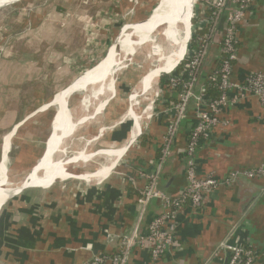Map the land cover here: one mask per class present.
<instances>
[{
  "label": "crops",
  "instance_id": "1",
  "mask_svg": "<svg viewBox=\"0 0 264 264\" xmlns=\"http://www.w3.org/2000/svg\"><path fill=\"white\" fill-rule=\"evenodd\" d=\"M33 3L35 0H22L12 8L23 13ZM132 3L133 0H123V16L129 14H126L129 8L133 9ZM144 3L142 0L140 5ZM108 9L114 10L110 7ZM141 9L135 11L137 17ZM49 20L34 23V26L24 22V25L28 24L23 31L31 29L37 32V36L23 39L18 36L15 50V36L19 32L14 33L15 27L11 23L6 26L12 32L7 39L13 47L11 49L9 45L3 58L8 59V62L14 61L9 68L19 69V65L26 74L14 84L4 83V88L0 90V135L5 136L22 121L27 110H35L44 101H49L46 100L47 93L53 95L61 91L79 73L80 60L77 63L75 58L82 56V52L89 48L86 37L80 30L76 31L73 25L75 22L63 27L57 21L58 18ZM225 20L226 14L217 26L213 43L201 68L202 80L207 79L217 66ZM96 26L98 30H95V36L102 30V25ZM111 31L108 27L102 34V44L110 43ZM71 40L78 43L69 46ZM63 42L66 47L61 45ZM74 60L75 64L72 63ZM252 74H264V0H256L241 23L239 55L234 64L232 80L244 83ZM29 86H38L37 91L31 94L33 98L30 95L25 99L23 96L19 100L14 98L16 94L28 92L23 90ZM36 94H40V97H35ZM230 97L238 99V102L223 112L221 119L225 124L215 128L196 151V169L200 178L209 175L225 178L234 170L254 169L264 162V109L253 95L247 94L241 98L233 91ZM29 99L33 101L29 102ZM114 101L108 105L106 112H110ZM124 104L120 103L122 116L126 112ZM168 108H159L160 116L151 126L150 137L155 142L152 149L148 150V145L141 146L139 142L137 148L133 149V146L127 153L123 167L117 166L118 171H112L103 181H58L47 189H30L11 199L0 212V264H84L94 254L113 252L118 237L127 233L135 222V190L146 185V180L138 178L137 186L133 187L123 175L129 173L137 176L138 171L151 172L155 169V149L161 147L162 136L167 130L168 122L163 117L170 115ZM111 121L113 119H103L102 122L108 124ZM187 121L179 128L172 146V156L167 162L168 166L164 167L163 178L159 183V189L172 197L179 196L188 186L184 155L189 134L196 123L195 109L188 113ZM86 123L79 126L67 142V145L69 142L71 145L68 148L72 147L73 141H76L75 136ZM109 131L102 140L103 146H124L131 126L126 121ZM23 133L24 130L20 132ZM8 173L10 176L9 169ZM263 184L264 179L260 177L240 178L231 187L222 186L209 193L203 208H193L186 204L178 212L179 228L171 252L153 261L147 249L137 248L133 250L128 264H227L228 253H220L218 257H213V253L229 234L233 245L247 246L256 253V264H264ZM161 209V202L153 201L149 207L147 223Z\"/></svg>",
  "mask_w": 264,
  "mask_h": 264
},
{
  "label": "built area",
  "instance_id": "2",
  "mask_svg": "<svg viewBox=\"0 0 264 264\" xmlns=\"http://www.w3.org/2000/svg\"><path fill=\"white\" fill-rule=\"evenodd\" d=\"M255 2L256 0H199L197 2L193 10L192 22L194 18L200 20L196 26L192 24L191 39L187 51L176 68L170 73L163 74L169 77L168 89L165 90L161 85L160 87L157 85L158 91L155 97L158 110L153 115L154 102H151V113L146 118L149 120L154 116L151 119L152 122H148L147 125L142 122L143 136L147 133L149 135L152 124L160 116L159 108L165 106L168 101L167 93L178 90L177 104L167 109L170 112V122L162 136L161 158L151 172L138 171L137 176H131L129 173L123 175L133 187L137 186L138 178L146 180V185L137 198L135 222L127 233L118 237V243L113 252L94 254L84 264H128L133 250L137 248L147 249L151 259L158 261L171 252L174 246L175 236L179 228L178 212L180 208L186 204H190L193 208H203L209 193L222 186L231 187L240 178L254 179L260 177L264 179V162L254 169L234 170L225 178H218L213 175L200 178L195 162V154L201 142L208 139L215 128L225 124L221 119L223 112L238 102V99L230 97L231 92H237L241 98L247 94L257 97L264 109V74H252L244 83H237L232 80L234 64L239 55L240 26ZM230 6L231 10L228 11ZM195 9H198V14L195 13ZM224 14H226V25L220 42L221 53L218 59L220 64L208 76V80L220 91V96L215 100L206 101L205 87L199 85L198 75L213 43L217 26ZM196 29H205L206 34L199 37L197 46L192 48L190 44ZM184 62L187 63L185 69L181 72L177 71ZM198 85L200 88L196 91ZM192 100L196 102V123L189 134L185 148V153L188 156L186 166L188 186L179 196L172 197L159 189L160 176L167 157L172 152V146L181 122L186 117L187 107ZM117 126L118 124L111 129ZM262 190L264 191V184ZM156 200L161 202L162 212L143 226L149 207ZM220 253L229 254L227 264H256L258 260L256 253L247 246L233 245L230 234L222 239L214 251L213 257H218Z\"/></svg>",
  "mask_w": 264,
  "mask_h": 264
},
{
  "label": "rangeland",
  "instance_id": "3",
  "mask_svg": "<svg viewBox=\"0 0 264 264\" xmlns=\"http://www.w3.org/2000/svg\"><path fill=\"white\" fill-rule=\"evenodd\" d=\"M144 1L146 3L140 5V2H142V0L141 1L133 0L134 3L132 4L134 5V7L133 9L129 8L127 10L126 14L129 13L127 16L122 15L123 0H35V3H33L25 11H23V13H19V11H16L14 10V8H12L18 5L19 3L16 5H11L3 9H0V28H4V30L0 31V90L4 88L5 86L4 83L14 84L15 81H18L21 76H24V74H26L23 72L22 68H20L19 65H18L19 69L17 67L9 68L11 64L14 63V61L12 62L11 60L10 62H8L9 61L8 59L3 58L5 52H7V48H9V45H11V49L13 47L9 39H7L8 35L12 33L10 29H6L8 23H11V25L15 27L14 30L15 34L19 32V34L15 36L17 41V42L14 41L15 44L13 49L15 50L16 47L18 46V40H19L18 36H21L22 39L23 37L33 38V36H37L36 35L37 32L31 31V29L28 31H23V28H25L26 24L28 23H31L34 26V23H42L44 22V20L47 19L48 20L50 19L49 21H54V18L55 20H57L58 18L57 21L64 27L65 25H69V23L71 24L75 22V24H73L74 28L76 29L77 32H79L80 30V33H82L84 37H86L89 48L87 49L86 52L84 51L82 52L81 54L82 56H78L75 58L77 59V63L80 60L81 68L78 70L79 73H77L71 79V81H69L68 85H66V87H68L78 76L83 74L86 70L93 68L97 63H99L103 58H105L109 48L116 41L120 31L122 30L125 24H129V23L133 24L147 19L159 0H144ZM135 3L137 5H135ZM196 4L194 6H196ZM108 7L114 8V10L113 11L109 10ZM138 8L140 9L142 8L141 9L142 11H139L141 13H138V17H137L136 16L137 13H135V11L138 10ZM123 17H125V19ZM24 22H28V23L24 25ZM99 24L102 25L100 26L102 30L95 36L96 33L95 30H98V27L96 25ZM108 27L112 29V31L110 32L111 41L109 44L108 42L107 44L106 43L102 44L101 42L103 41V38L101 36L104 32L107 31ZM157 38H159V35L156 33L154 36V40H157ZM76 43H78V41L71 40L69 42V46L76 45ZM61 45H64L63 47H66L65 42L61 43ZM150 48L151 45L149 44L144 46L143 49H141L131 61L123 62L122 65L126 64L127 66L126 65L125 66L127 68L124 69L122 73L117 75L116 77L115 84H116L117 97L114 100L117 101L113 100L114 103L110 107L111 108L110 112H106V109L108 108L107 107L104 110V112L97 115L94 119H90L84 125V128L77 134V136H75L76 137L75 139L78 142L73 141L72 147L68 148L66 154L67 157L75 156L81 152H85L86 154H93L100 150L109 149L103 146L104 143L102 142V140L106 138V136L110 132L109 129H111L118 122L120 118L121 119L119 122L123 121L122 123L129 121L131 119L130 117H128L127 119L124 120V117L127 114L129 108L128 106L129 95L135 89V87L139 85V81L142 79L143 75H145L146 72H148L150 69H152V67H154L152 64H155V61L153 63L152 55L151 56L149 55ZM49 50L51 51V47H49ZM72 63L75 64V60ZM30 66H33V64L30 63ZM160 81H161V77L157 81V85H159L158 87H160ZM37 89L38 86L35 87L29 86L28 89L25 87L23 91H28V92L24 94L23 93L16 94L14 98L18 99L20 96H23L25 99L28 98L29 95H30L29 97H31V94L33 92H36ZM91 89H88L85 92L76 93L75 95L72 96L70 100L71 102L70 110L72 113L70 114L73 117L79 118L83 115H91L94 112L95 108L99 105L102 98L100 97L93 99L92 97H90L89 95L91 93ZM59 91H57V93ZM55 94L56 93H54L53 95H48L47 93L46 100L50 101ZM36 96L40 97V94H36L35 97ZM41 96H43V94H41ZM146 98L148 100H146ZM87 100L89 102V105L87 106L88 109L86 110L85 101ZM28 101L31 102L33 100L29 99ZM49 101H44L43 103L38 105L37 109L35 110L32 109L27 110L28 113L25 117H23V119L29 116L31 113L42 108ZM24 102H27V100H25ZM150 102H154L153 112H152L154 115V112L158 110V104L156 102L155 94L151 95V98L146 96L145 100H143L142 102L143 104L141 105L142 108L144 109V106L148 105ZM120 103H125L123 105V108L126 110V112L124 113L123 116H122L123 114L122 109L120 108ZM142 108L139 110L140 113L143 112ZM105 113L106 116L104 118ZM55 117H56V107H52L46 112L38 113L34 117L29 119L19 129L18 131L19 133H17L16 136L14 137L12 141V150L10 153V158L8 163V169L10 172L9 179L13 185L15 186L18 185L21 182V180H23L25 176L29 173L32 166L35 165L39 160V158L42 156L44 152L43 150L45 148V142L51 133V124ZM152 118H154V116H152L151 119ZM103 119H113V121H111V123L104 124L102 122ZM151 119L149 120L144 119L143 124L147 125L148 122L149 123L152 122ZM98 122L101 124L98 125L97 124ZM119 122L118 125H120ZM23 130L24 133L20 134V132ZM146 135H148V133ZM3 136L4 134L0 135V157H1V146L3 141ZM67 146H71L70 142ZM113 147L118 148L121 146L113 145ZM134 148H137V145L134 146L133 149ZM126 156L127 155H125V157L120 162L119 167H123L122 164L125 162ZM106 163L107 161L103 159L102 156H97L92 159V162L90 164H83L82 162H80L78 164L71 166L69 172L73 173L74 175L85 174L97 170L98 167L103 166V164L106 165ZM118 169L116 168L113 171L116 170L118 171ZM83 171L86 172L82 173ZM82 182L83 181L79 179H67L64 181V183H82Z\"/></svg>",
  "mask_w": 264,
  "mask_h": 264
},
{
  "label": "bare ground",
  "instance_id": "4",
  "mask_svg": "<svg viewBox=\"0 0 264 264\" xmlns=\"http://www.w3.org/2000/svg\"><path fill=\"white\" fill-rule=\"evenodd\" d=\"M13 1L15 0H0V5L4 3H12ZM197 1L164 0L162 6L155 11L152 16L149 15L146 20L125 25L116 39V45L114 46L113 43L105 58L93 68L86 70L83 74L78 76L71 83H74V86H72L70 90L66 89L71 84L57 93L60 94L56 97L54 104V107H56V117L51 124V133L49 135L51 138L48 144L50 148L56 149L58 148L57 146L60 141L58 135L68 131L67 128L65 129V125L69 121V113H72L70 110V100L72 96L70 97L69 93L73 91H79L78 93L83 92L82 88L93 83L94 86H91L93 88L91 89L89 96L93 99L102 98L98 105L99 109L102 110L113 94V81L116 80L117 75L121 74L122 71L127 68L126 64L122 65L123 62L130 61V58L132 56L135 57L144 46L148 44L151 45L149 55H152L153 63L155 61V64H152L154 67L143 75L142 79L139 81V85L133 90L132 96H129L131 102H129L130 105L124 120L128 117L131 118L128 121L131 126V131L127 136L128 140L125 145L119 148L100 150L95 154L81 152L75 156L67 157V151L64 150V148L68 147L66 143V147L63 145L64 147L61 146L57 150L55 158L40 162L32 175H30L32 171L31 169L23 179V184L47 189L56 182L65 181L67 179H79L87 183L91 181L101 182L110 175L122 160L125 153L124 148L138 137L140 129L142 128L143 120L151 113V102L148 105H145L143 109L141 105L143 104V100H145L146 96L151 98V95L156 94L158 91V78L163 74L170 73L182 61L187 51L186 45L190 41L194 14L193 10L195 7L194 5L196 4L195 2ZM156 33L159 35V38L154 40ZM61 92L63 93L61 94ZM146 100L148 99L146 98ZM85 104L87 110V106L89 105L88 100L85 101ZM141 108L143 109L142 113L139 112ZM122 122L123 121L119 123L121 124ZM78 127L76 128V131ZM76 131L74 133H76ZM74 133L71 136H69V134L65 135L66 137L64 136L66 142L74 136ZM12 136L13 133L3 138L5 139V142L2 145L4 161L0 164L1 192L2 188H5L8 192L15 188V185L8 182V180L6 182V177H9L7 165L11 152ZM97 156H102L103 159L107 161L106 165L103 164V166L98 167L97 170L93 172L80 175H74L69 172L71 166L80 162L83 164H90L92 159ZM41 157L34 166L39 163ZM66 160H68V162L62 164L63 161ZM2 200H5V196H3L1 202Z\"/></svg>",
  "mask_w": 264,
  "mask_h": 264
},
{
  "label": "water",
  "instance_id": "5",
  "mask_svg": "<svg viewBox=\"0 0 264 264\" xmlns=\"http://www.w3.org/2000/svg\"><path fill=\"white\" fill-rule=\"evenodd\" d=\"M22 0H15V1H13L12 3H4V4H1L0 5V9H3V8H5V7H8V6H11V5H16V4H18V3H20ZM163 1L164 0H159L158 1V3L155 5V7L153 8V10H152V12H151V16L153 15V13L155 12V11H157L161 6H162V3H163ZM192 32V31H191ZM190 39H191V35H190ZM116 42V41H115ZM115 42H114V46L116 45L115 44ZM188 44H189V42L187 43V45H186V48H187V46H188ZM134 58V56H132L131 58H130V61L132 60ZM167 74V73H166ZM160 78V77H159ZM159 78H158V80H159ZM114 80V79H113ZM157 80V81H158ZM116 80H114L113 81V94L111 95V98H109V100L107 101V103H106V105L103 107V109L102 110H100L99 109V106H97L96 108H95V110H94V112L91 114V115H83V116H81V117H79V118H75V117H73L70 113H69V121H68V123L65 125V129L67 128V132L65 131V133H61L60 135H58V137L60 138V141H59V145L57 146L58 148L56 149V148H50V146L48 145L49 144V141H50V138L51 137H49V139L47 140V142H45V148H44V153H43V155H42V157H41V159H40V161H39V163L36 165V166H34L33 168H32V171H31V173H30V175H32L33 173H34V171H35V169H36V167L40 164V162H42L43 160H48V159H53V158H55L56 156V152H57V150L61 147V146H63V145H65V147H66V136L65 135H67V134H69V136H71L75 131H76V128L78 127V126H81V125H83L84 123H86L87 121H89L90 119H94L97 115H99V114H101L102 112H104V110L108 107V105L117 97V94H116ZM72 86H74V83L73 84H71L66 90H70V88H72ZM91 86H94V84L93 83H90L89 85H87V86H85L84 88H82L83 90V92H85V91H87L88 89H91V88H93V87H91ZM79 91H73V92H70L69 93V96L71 97V96H73V95H75L76 93H78ZM63 92H61V94H62ZM60 94V93H59ZM59 94H55L54 96H53V98L47 103V104H45L42 108H40L39 110H37V111H35V112H33V113H31L29 116H27L26 118H24L22 121H20L19 123H17L7 134H6V136L7 135H9V134H11V133H13V136H12V139H11V145H12V141H13V139H14V137L16 136V134L18 133V131H19V129L29 120V119H31L32 117H34L36 114H38V113H42V112H46V111H48L49 109H51L52 107H54L55 105V100H56V97L59 95ZM132 94H133V91L131 92V94L129 95L130 97L132 96ZM69 97V98H70ZM129 100V99H128ZM129 102H131L130 100H129ZM129 105H130V103H129ZM128 105V106H129ZM69 111V110H68ZM75 134V133H74ZM143 130H142V128L140 129V133H139V135H138V137L132 142V143H130V144H128V145H126V147L124 148V155H123V158L125 157V155H127V153L129 152V150L139 141V139L140 138H142V136H143ZM5 136V137H6ZM65 136V137H64ZM4 137V138H5ZM5 139H3V141H2V145H3V143L5 142L4 141ZM64 147V146H63ZM64 150L65 151H67L68 150V147L67 148H64ZM96 153H98V152H96ZM95 154V153H94ZM67 156V155H66ZM3 161H4V159H3V149L1 150V160H0V164L1 163H3ZM68 162V160H66V161H63V163L62 164H66ZM26 177V176H25ZM7 180H8V182H10V179H9V177H6V182H7ZM23 180H21V182L18 184V185H16L15 186V188L14 189H12V190H10L9 192L8 191H6V189L5 188H2V192L0 191V212L2 211V209H3V207L11 200V199H13V198H15V197H17V196H19V195H21L22 193H24L25 191H27V190H30V189H42V188H40V187H35V186H27V185H25V184H23V182H22ZM11 183V182H10ZM16 189V190H15ZM3 196H5V200H2V202H1V199L3 198Z\"/></svg>",
  "mask_w": 264,
  "mask_h": 264
},
{
  "label": "trees",
  "instance_id": "6",
  "mask_svg": "<svg viewBox=\"0 0 264 264\" xmlns=\"http://www.w3.org/2000/svg\"><path fill=\"white\" fill-rule=\"evenodd\" d=\"M197 3V2H196ZM229 10H231V6L230 7H228V11ZM195 13L196 14H198L199 12H198V9H195ZM200 19H198V18H194V20H193V25L194 26H196L197 25V22L199 21ZM225 25H226V23H225ZM204 34H206V30L205 29H202V30H195V33H194V35H193V39H192V41H191V44H190V46L192 47V48H195L196 46H197V39L199 38V37H201V36H203ZM238 47H239V45H238ZM187 63L186 62H184L179 68H178V70L177 71H179V72H181V71H183L184 69H185V65H186ZM219 64H220V61H218L217 62V66H216V68H218L219 67ZM215 68V69H216ZM178 72V73H179ZM213 73V72H212ZM211 74V73H210ZM168 79H169V77L168 76H166V75H164V76H162L161 77V81H160V85L162 86V87H164V89L165 90H167L168 89ZM198 82H199V85H203L204 87H205V94H206V101H209V100H215V99H217L219 96H220V91L218 90V88L213 84V83H211L209 80H208V78L207 79H205V80H202L201 79V74H199L198 75ZM196 86V91H198L199 90V88H200V86ZM177 92H178V90H172V92L171 93H167V95H166V97H167V99H168V101H167V103L165 104V106H168V107H172V106H174V105H176L177 104ZM196 108V102L195 101H191L190 102V104H189V106L187 107V110H186V117L182 120V122H181V125H185L188 121H187V118H188V113L191 111V110H193V109H195ZM163 118H165V120H167V126H168V124H169V122H170V116H168V117H163ZM180 125V126H181ZM154 139H152V137H150V135H144L141 139H140V145L141 146H146V145H148V150L149 149H152V146L154 145ZM162 146V145H161ZM161 147L160 148H156L155 149V158H154V163H158V161H159V159L161 158ZM132 156H136V154H132ZM172 156V152L169 154V156L167 157V160H166V163H165V165H164V167H166V166H168L167 165V162H168V160L170 159V157ZM185 164H186V166H187V162H188V156L186 155V153H185ZM164 171H165V168L163 169V171H162V173H161V176H160V181L162 180V178H163V174H164ZM160 183V182H159ZM144 188V187H143ZM143 188H141V189H139L138 191H136L135 190V197L136 198H139V196H140V193H141V191L143 190ZM136 203H137V199H136ZM162 212V209H161V211L159 212V214ZM158 214V215H159ZM157 215V216H158ZM147 218H148V215L146 216V218H145V220H144V224H143V226H145V224H147Z\"/></svg>",
  "mask_w": 264,
  "mask_h": 264
}]
</instances>
